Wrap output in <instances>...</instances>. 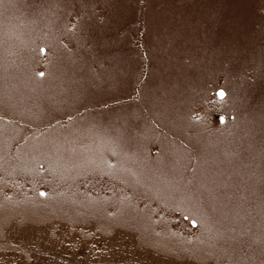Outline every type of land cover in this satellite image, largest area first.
Segmentation results:
<instances>
[{"label":"rangeland","instance_id":"rangeland-1","mask_svg":"<svg viewBox=\"0 0 264 264\" xmlns=\"http://www.w3.org/2000/svg\"><path fill=\"white\" fill-rule=\"evenodd\" d=\"M0 264H264V0H0Z\"/></svg>","mask_w":264,"mask_h":264},{"label":"snow or ice","instance_id":"snow-or-ice-1","mask_svg":"<svg viewBox=\"0 0 264 264\" xmlns=\"http://www.w3.org/2000/svg\"><path fill=\"white\" fill-rule=\"evenodd\" d=\"M40 51H41L42 54H44V53L46 52L45 49H41ZM39 75H40L41 77H43V76L45 75V73L40 72ZM217 95H218L221 99H223V98L225 97V92H224L223 90H219L218 93H217ZM221 119H223V118H221ZM41 195H45V193L42 192ZM193 223H195V222H193Z\"/></svg>","mask_w":264,"mask_h":264},{"label":"water","instance_id":"water-1","mask_svg":"<svg viewBox=\"0 0 264 264\" xmlns=\"http://www.w3.org/2000/svg\"><path fill=\"white\" fill-rule=\"evenodd\" d=\"M221 118H223V119H221ZM220 121H224V117L223 116H220Z\"/></svg>","mask_w":264,"mask_h":264}]
</instances>
